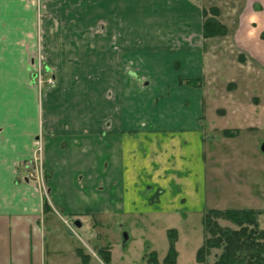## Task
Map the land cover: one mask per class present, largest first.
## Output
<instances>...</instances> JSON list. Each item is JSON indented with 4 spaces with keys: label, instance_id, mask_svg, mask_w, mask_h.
Returning a JSON list of instances; mask_svg holds the SVG:
<instances>
[{
    "label": "crops",
    "instance_id": "0c3cea01",
    "mask_svg": "<svg viewBox=\"0 0 264 264\" xmlns=\"http://www.w3.org/2000/svg\"><path fill=\"white\" fill-rule=\"evenodd\" d=\"M263 32L264 0H0V264H84L76 220L117 264L123 222L214 208L205 135L264 127ZM40 134L48 195L26 178Z\"/></svg>",
    "mask_w": 264,
    "mask_h": 264
},
{
    "label": "rangeland",
    "instance_id": "374dc122",
    "mask_svg": "<svg viewBox=\"0 0 264 264\" xmlns=\"http://www.w3.org/2000/svg\"><path fill=\"white\" fill-rule=\"evenodd\" d=\"M42 62H44L43 59ZM36 71L41 73L43 79L47 77L44 75L42 68L38 67ZM241 99L243 100V97ZM245 101L243 100L242 104L246 103ZM211 106L210 111L213 108H220ZM215 114L220 117V114L216 111ZM210 117H212V113L208 112L207 120ZM224 120V118L221 120L216 119V122L222 126L228 124V121ZM225 130L233 132L234 135L232 136L238 134L240 137L230 139L232 136L225 135ZM205 136L208 137L206 140V154L211 168L209 170L210 180L213 184L212 188V185L209 186V191L214 193L212 196L214 208L217 206V209L253 208L261 210L263 212L258 217L259 230H264V151L262 150L264 127L260 130L253 126L244 129H208ZM148 220L146 218L138 219L135 226L132 223L123 222L124 227L121 229L117 225L122 231V239L119 242L113 239L115 244L117 242V246H115L117 264H167L163 261L165 257L161 258L159 256L164 254L165 248L161 247L164 246V243L169 247L168 231L171 229L177 231L175 247L178 256L180 254L178 257L179 264H214L222 252V249L213 248L206 255L205 263L197 260V250L203 244L205 237L208 236V232L203 225L202 216L192 214L183 215L171 221L159 218L151 220L153 222ZM218 222L225 228H239L229 219L219 218ZM69 225L75 229V237L81 243L83 251H86L88 256L95 259L98 264H106L98 253V246L103 244L102 247H109L108 241L102 239L99 235L93 237V239H86L74 223ZM133 228L135 229L132 232ZM123 230L124 233L129 235V238L127 234L123 233ZM72 233L74 232L72 231ZM123 239L125 240L123 241ZM106 244L107 246H105ZM153 245L159 249L158 252L156 250L150 251ZM118 251L126 255L125 259L119 257ZM154 257L156 262H154Z\"/></svg>",
    "mask_w": 264,
    "mask_h": 264
},
{
    "label": "trees",
    "instance_id": "16d2710c",
    "mask_svg": "<svg viewBox=\"0 0 264 264\" xmlns=\"http://www.w3.org/2000/svg\"><path fill=\"white\" fill-rule=\"evenodd\" d=\"M218 9L211 8L210 13L205 12L204 34L205 36L223 35L226 27L218 20ZM211 14V15H209ZM264 38V32L262 33ZM186 82L191 85H200V79H188ZM225 135L232 136L233 132L224 131ZM154 201V198L152 199ZM48 207V204H47ZM263 211L253 208H228V209H207L203 215V225L208 236L197 250V260L205 263V257L213 248L222 249L214 264H264V230H259L258 217ZM219 218L229 219L239 226L238 229L222 227L218 222ZM169 249L163 259L164 263L176 264L178 251L175 247L177 240L176 229L168 231ZM84 264L89 261V256L83 249H77ZM98 253L106 264H111L110 247L98 248ZM155 254V253H152ZM156 258L154 257V262Z\"/></svg>",
    "mask_w": 264,
    "mask_h": 264
},
{
    "label": "built area",
    "instance_id": "2783aa9c",
    "mask_svg": "<svg viewBox=\"0 0 264 264\" xmlns=\"http://www.w3.org/2000/svg\"><path fill=\"white\" fill-rule=\"evenodd\" d=\"M40 3V0H38ZM42 59H38L39 64L41 63ZM41 71V70H40ZM38 82L40 85H48L54 86L56 84L55 77L48 75L45 79L41 76V73L38 72ZM44 82V83H43ZM43 83V84H42ZM38 148L36 151V156L34 158V164L32 167L28 169L26 178L34 183L43 190V192L48 195L47 193V183L44 174V161H43V142L41 140L38 141ZM68 224V223H67ZM69 225V224H68ZM71 231H74V228L69 225Z\"/></svg>",
    "mask_w": 264,
    "mask_h": 264
},
{
    "label": "flooded vegetation",
    "instance_id": "af4514ba",
    "mask_svg": "<svg viewBox=\"0 0 264 264\" xmlns=\"http://www.w3.org/2000/svg\"><path fill=\"white\" fill-rule=\"evenodd\" d=\"M40 65V66H39ZM37 66L38 67H40V68H42V71H43V73H45L44 75L45 76H48V75H50V76H52V77H55V74H54V71L45 63V62H42L41 61V63L39 64V62L37 63ZM38 67H37V69H38ZM34 79H35V81L39 84V82H38V71H35L34 72ZM39 86L40 87H42V88H46V87H48L49 88V86L48 85H40L39 84ZM42 134H40L38 137H37V141H36V146H35V150H34V154H33V157L29 160V161H27V163H26V169H27V172H28V169L30 168V167H32V165L34 164V158H35V156H36V151H37V148H38V141L39 140H41L42 142H43V161H44V174H45V178H46V182H47V171H46V167H45V143H44V140L42 139ZM47 193H48V186H47Z\"/></svg>",
    "mask_w": 264,
    "mask_h": 264
},
{
    "label": "water",
    "instance_id": "95a60500",
    "mask_svg": "<svg viewBox=\"0 0 264 264\" xmlns=\"http://www.w3.org/2000/svg\"><path fill=\"white\" fill-rule=\"evenodd\" d=\"M262 150L264 151V145L262 146ZM75 225L78 226V227H80L81 226V222L78 221V220H76L75 221Z\"/></svg>",
    "mask_w": 264,
    "mask_h": 264
}]
</instances>
